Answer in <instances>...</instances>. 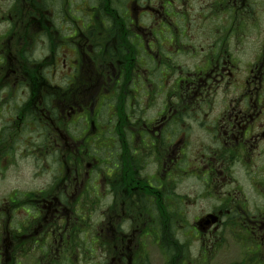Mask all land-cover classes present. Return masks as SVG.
<instances>
[{
  "label": "flooded vegetation",
  "instance_id": "obj_1",
  "mask_svg": "<svg viewBox=\"0 0 264 264\" xmlns=\"http://www.w3.org/2000/svg\"><path fill=\"white\" fill-rule=\"evenodd\" d=\"M0 264H264V0H0Z\"/></svg>",
  "mask_w": 264,
  "mask_h": 264
}]
</instances>
